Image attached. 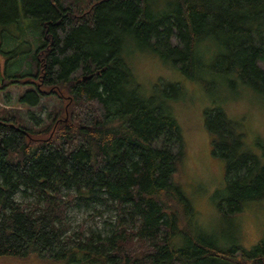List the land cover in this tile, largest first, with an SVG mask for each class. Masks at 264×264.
Listing matches in <instances>:
<instances>
[{
    "label": "trees",
    "instance_id": "1",
    "mask_svg": "<svg viewBox=\"0 0 264 264\" xmlns=\"http://www.w3.org/2000/svg\"><path fill=\"white\" fill-rule=\"evenodd\" d=\"M25 15L40 21L43 44L35 72L13 83L33 86L21 97L30 106L63 95L68 104L39 133L0 117V261L264 264V240L243 248L238 219L229 249L202 230L173 112L184 82L208 76L264 95V0H90L82 9L40 0ZM19 16L18 0H0V22ZM143 52L183 80L145 86L132 62ZM242 123L221 106L204 112L211 156L224 165L219 208L232 219L264 207V145L253 149ZM75 208L112 219L70 233Z\"/></svg>",
    "mask_w": 264,
    "mask_h": 264
},
{
    "label": "rangeland",
    "instance_id": "2",
    "mask_svg": "<svg viewBox=\"0 0 264 264\" xmlns=\"http://www.w3.org/2000/svg\"><path fill=\"white\" fill-rule=\"evenodd\" d=\"M40 0H18L19 18L15 22H0V117L6 114L23 119L28 129L39 133L50 121L52 113L62 112L68 104V97L62 100L47 97L40 105L30 106L21 99L27 96L33 86L28 83H12L13 76L31 75L35 72L36 53L43 44L40 21L25 15L26 7ZM77 9H82L90 0H64ZM136 75L148 88L163 82H178L183 76L166 66L162 60L149 52L137 53L132 60ZM264 69V61L259 62ZM206 84L186 81L185 95L173 104V112L179 121L188 153L184 162V190L193 200L198 212L202 230L214 243L229 249L238 245L233 240L237 223L240 227L239 244L250 250L264 240V207L255 205L232 218L223 216L219 203L224 196V165L211 156V139L204 126L205 110L217 106L234 119L242 121L247 130V141L254 149L255 142L264 145V95L239 84L223 81L219 77H204ZM12 81V82H11ZM67 108V107H66ZM34 115L39 124L31 118ZM41 137V134H35ZM28 202V201H27ZM28 203H31L30 200ZM70 233L77 232L81 225L100 227L112 214L104 212L99 216L95 210L75 208L69 215ZM0 264H24L2 262ZM27 264H46L33 261Z\"/></svg>",
    "mask_w": 264,
    "mask_h": 264
},
{
    "label": "flooded vegetation",
    "instance_id": "3",
    "mask_svg": "<svg viewBox=\"0 0 264 264\" xmlns=\"http://www.w3.org/2000/svg\"><path fill=\"white\" fill-rule=\"evenodd\" d=\"M12 82V81H11ZM13 83V82H12ZM7 120V119H6ZM3 122V121H2ZM4 123H6V122H4ZM9 124L8 125H13V123H11V122H8Z\"/></svg>",
    "mask_w": 264,
    "mask_h": 264
}]
</instances>
